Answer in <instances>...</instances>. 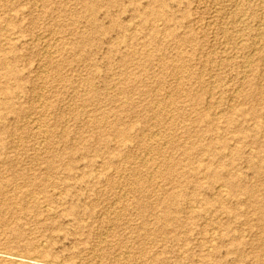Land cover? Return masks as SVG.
Wrapping results in <instances>:
<instances>
[{
  "label": "rangeland",
  "instance_id": "374dc122",
  "mask_svg": "<svg viewBox=\"0 0 264 264\" xmlns=\"http://www.w3.org/2000/svg\"><path fill=\"white\" fill-rule=\"evenodd\" d=\"M38 262L264 264V0H0V264Z\"/></svg>",
  "mask_w": 264,
  "mask_h": 264
},
{
  "label": "bare ground",
  "instance_id": "6f19581e",
  "mask_svg": "<svg viewBox=\"0 0 264 264\" xmlns=\"http://www.w3.org/2000/svg\"><path fill=\"white\" fill-rule=\"evenodd\" d=\"M260 46V45H259ZM251 113V112H250ZM255 169V168H254ZM220 188V187H219ZM181 199V198H180ZM35 263V262H34ZM38 264H40L39 262H38Z\"/></svg>",
  "mask_w": 264,
  "mask_h": 264
}]
</instances>
